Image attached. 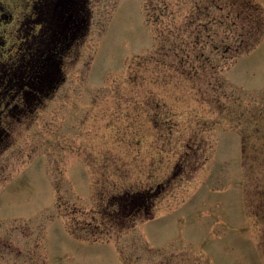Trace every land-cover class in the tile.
I'll return each instance as SVG.
<instances>
[{"label":"rangeland","instance_id":"374dc122","mask_svg":"<svg viewBox=\"0 0 264 264\" xmlns=\"http://www.w3.org/2000/svg\"><path fill=\"white\" fill-rule=\"evenodd\" d=\"M208 3L0 0V89L26 56L50 73L26 114L1 106L0 264H264V37L230 62L206 46L215 68L165 42L182 22L193 41ZM144 188L151 218L107 221L109 196Z\"/></svg>","mask_w":264,"mask_h":264},{"label":"trees","instance_id":"16d2710c","mask_svg":"<svg viewBox=\"0 0 264 264\" xmlns=\"http://www.w3.org/2000/svg\"><path fill=\"white\" fill-rule=\"evenodd\" d=\"M209 1L210 3H208V5L204 8L201 4H198V10L193 12V15L189 21H186L188 23L187 25L191 27L194 26L193 30L190 32V35H193V41L189 42V40H185L183 36V33H185V31L180 29L183 25V22L180 23L181 25L179 24V28H176L177 25H175V28L171 29H176L178 31V36L175 37L176 39L171 40L170 36L168 35L165 38V42L167 43V45L168 42H176V44L174 43L175 45L171 44L170 47L171 50H176V55L179 58V62L181 63L180 65H182L183 68H185L184 65H187L190 59L192 61L201 59L205 64L211 63V67L215 68L216 65L212 62L211 55L207 54L205 51L206 46L208 45L213 46L218 53L221 52L223 54V58H227L224 59L226 60V62H230L233 60H237L242 54L254 49L255 46L264 37V8L259 4L251 3V1H244L242 3V9L235 13L227 9L225 0ZM233 5H237V0L233 1L232 6ZM162 8L164 13L167 14L168 11L165 12L164 9L167 10L168 4L166 3V5ZM214 10H216L215 14H213ZM217 11L220 12V15L218 16L219 19L216 17ZM197 13L199 15L198 17ZM202 14L204 15V18H201ZM244 16L246 17L244 18ZM216 24L217 29H214V26ZM161 25L166 27V31L169 34V29L171 27H168L166 24H164V22H162ZM221 28L223 29L222 31H220ZM190 44L193 46V49H197L196 47L199 48V51L195 56L196 59H192L190 57V54H188V47ZM167 45L164 46L166 47V50L170 48H167ZM32 49L34 50V52L39 51L38 45L37 48L35 47ZM33 50L29 48V55ZM231 51H233L232 55L226 57V54L230 53ZM49 52L53 53L52 49ZM37 53L39 55V52ZM166 54H169V51H166ZM149 59H153V56L148 58V60ZM22 63L23 66H18L20 62H18V64H14L13 66H7V70L9 72V76H6V78L8 79L7 81H9L10 76L12 77L13 81H10L8 83L9 86H4L0 89V93H2V95H0V111L3 110L2 107H4V111L7 112V114H11L12 117H14V115L16 114H26L28 112L26 111L27 100L36 98V94L32 95L31 93L34 91L38 94L37 96H43V87L46 86L47 81L50 79V73L45 76L44 74H46L48 71L45 72L44 69L40 72L38 70L36 71L40 75L39 77L37 76V73H34V70H36V68H33L35 63L32 61L31 56H26L25 61H22ZM40 63L41 62H39V64ZM218 65L219 64H217V70H219ZM17 66L20 68H16ZM0 72V75L4 76L3 68H0ZM1 78L2 77H0V79ZM223 82V79H221V81L217 80V86L221 88ZM14 84L16 86L14 88H11ZM23 84H25L26 86L22 87ZM31 86H36L38 88L34 89V87ZM29 91L32 92L28 95ZM18 98L20 99L16 101V99ZM10 108L12 110H10ZM159 195V190H153L151 188H144L141 190L126 189L122 192L114 193L108 197L106 206L103 209V213L107 221L113 226L118 228H131L137 223L139 219H149L152 217L156 200L158 199ZM97 234L95 233L94 237H92L94 241H98ZM86 237L89 239L91 238L89 234H87Z\"/></svg>","mask_w":264,"mask_h":264},{"label":"flooded vegetation","instance_id":"af4514ba","mask_svg":"<svg viewBox=\"0 0 264 264\" xmlns=\"http://www.w3.org/2000/svg\"><path fill=\"white\" fill-rule=\"evenodd\" d=\"M38 50H39V47H38ZM39 55H40V53H39ZM29 85H30V84H29ZM23 86H26V85L23 84L22 87H23ZM31 87H34V89H37V88H38V87H36V86H31ZM31 92H32V91H29V92H28V95H29ZM31 94H32V95H35V94H36V96L38 95V94H37L36 92H34V91H33ZM37 97H39V96H37Z\"/></svg>","mask_w":264,"mask_h":264}]
</instances>
